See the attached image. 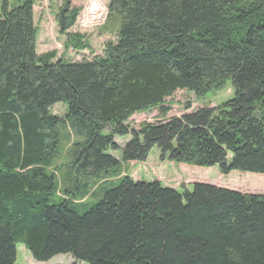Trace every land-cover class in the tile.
I'll use <instances>...</instances> for the list:
<instances>
[{"label":"trees","instance_id":"1","mask_svg":"<svg viewBox=\"0 0 264 264\" xmlns=\"http://www.w3.org/2000/svg\"><path fill=\"white\" fill-rule=\"evenodd\" d=\"M33 6L0 5V264H16L18 244L41 263L264 264V194L200 182L178 191L122 170L156 148L174 164L264 177V0H107L102 32L114 41L81 62L36 54ZM79 12L63 1L59 34ZM226 81L232 98L215 109L128 125ZM59 103L62 118L50 113Z\"/></svg>","mask_w":264,"mask_h":264},{"label":"rangeland","instance_id":"2","mask_svg":"<svg viewBox=\"0 0 264 264\" xmlns=\"http://www.w3.org/2000/svg\"><path fill=\"white\" fill-rule=\"evenodd\" d=\"M8 6H16L22 0H6ZM33 24L36 27V54L53 53L56 59H62L70 62L90 61L102 58L104 48L110 41H114L113 35L102 32L107 18V0H98L105 9V15L102 21L92 22L82 25L83 14L90 0H70L74 7L80 9L74 26L66 34H59L56 16L62 8L64 0H33ZM2 0H0L1 5ZM73 35L77 37L73 38ZM74 39L85 49L80 50L74 47ZM233 91L230 82L226 81L224 87L220 90H212L201 97H196L191 92H178L171 98L166 99L164 108L169 111L164 118L161 117L159 110L152 109L142 114L134 115L128 121V125L136 128L141 123H154L158 120L179 117L184 113L192 112L198 108H217L224 102L232 98ZM185 106L189 107L188 109ZM50 113L58 118L65 114V105L62 103L54 105ZM127 138H116L119 146H123ZM119 156V153H114ZM65 162V157L57 158V166ZM122 170L129 177L136 181L152 182L158 181L165 187H170L181 191L187 189L191 191L194 183H207L223 187L226 189L239 191L241 193L264 194V177L262 175L241 173L232 171L226 175L219 173L217 168H198L185 164H174L161 158L156 148H153L143 163H127L122 165ZM66 170L58 172L64 187H66ZM123 174V173H122ZM121 174V175H122ZM58 178V179H59ZM116 183H109L104 188H99L92 196H88L81 201L85 204V209L90 208L99 198L104 189L115 186ZM78 191H75L77 197L82 190L83 185H78ZM16 264H86L76 262L69 255H57L47 262H36L31 257L28 250L23 245H16Z\"/></svg>","mask_w":264,"mask_h":264},{"label":"bare ground","instance_id":"3","mask_svg":"<svg viewBox=\"0 0 264 264\" xmlns=\"http://www.w3.org/2000/svg\"><path fill=\"white\" fill-rule=\"evenodd\" d=\"M105 12L104 6L98 0H90L83 14L82 25L102 21Z\"/></svg>","mask_w":264,"mask_h":264},{"label":"crops","instance_id":"4","mask_svg":"<svg viewBox=\"0 0 264 264\" xmlns=\"http://www.w3.org/2000/svg\"><path fill=\"white\" fill-rule=\"evenodd\" d=\"M126 138H127V140H128V137H126ZM127 140H126V141H127ZM115 142H116V141H115ZM115 157H116V158H119V156H115Z\"/></svg>","mask_w":264,"mask_h":264}]
</instances>
